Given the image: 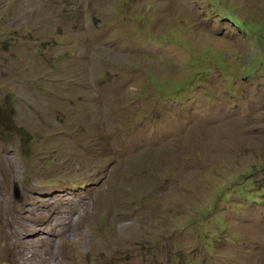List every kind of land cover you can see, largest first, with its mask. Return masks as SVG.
Returning a JSON list of instances; mask_svg holds the SVG:
<instances>
[{
  "label": "rangeland",
  "instance_id": "374dc122",
  "mask_svg": "<svg viewBox=\"0 0 264 264\" xmlns=\"http://www.w3.org/2000/svg\"><path fill=\"white\" fill-rule=\"evenodd\" d=\"M0 161V264H264V0H0Z\"/></svg>",
  "mask_w": 264,
  "mask_h": 264
},
{
  "label": "bare ground",
  "instance_id": "6f19581e",
  "mask_svg": "<svg viewBox=\"0 0 264 264\" xmlns=\"http://www.w3.org/2000/svg\"><path fill=\"white\" fill-rule=\"evenodd\" d=\"M3 194H4V192H3ZM4 201H5V199L0 196V261L3 260V259H7L9 257V254L12 252V248H16L18 245H20V243L23 240H26L25 238H27L29 236V234H31L32 232H35L37 230H40L39 227H36V224L31 225V223H26L24 221H21L20 215H19L16 207L14 209L13 208L14 206L12 207V206H10L9 203L4 202ZM82 212H84V211H82ZM70 214H71L70 211H67L64 214L57 213L56 215H54L55 217L54 216H50L48 218L47 221H48V223H50V227H52V233L51 234L53 236L48 238V240L45 237V239L47 240L46 245H43L44 243L41 245L42 246V250H41L42 252L40 251L41 253H39L40 255L36 259H39V260L43 261L46 258L45 256L46 255L48 256V253L50 251V247L53 244H55V242H54L55 241L54 240L55 236H59L58 238H60V241L58 242V244H56L58 249H62L64 246H69L68 245L69 244V239L67 238L68 236H66L65 233H66L67 229L70 227V225L72 223V219H70L71 218ZM85 215H86V213H83V214L79 215L78 219L80 221H82V218ZM53 217H54V219H52ZM52 221H54V222L51 223ZM77 222H78V220H77ZM71 230H72V228H71ZM69 236H70V234H69ZM56 240H59V239H56ZM89 242L91 243V241H89ZM78 248H79V246H78ZM56 251H57L56 253L58 254L59 251L58 250H56ZM79 252H80V250H79ZM49 255H51V254H49ZM49 258H51V257H49Z\"/></svg>",
  "mask_w": 264,
  "mask_h": 264
},
{
  "label": "trees",
  "instance_id": "16d2710c",
  "mask_svg": "<svg viewBox=\"0 0 264 264\" xmlns=\"http://www.w3.org/2000/svg\"><path fill=\"white\" fill-rule=\"evenodd\" d=\"M234 23H237L236 21H233Z\"/></svg>",
  "mask_w": 264,
  "mask_h": 264
}]
</instances>
